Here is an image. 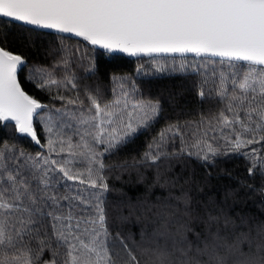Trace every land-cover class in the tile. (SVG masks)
<instances>
[{
	"label": "snow or ice",
	"instance_id": "6c2138e0",
	"mask_svg": "<svg viewBox=\"0 0 264 264\" xmlns=\"http://www.w3.org/2000/svg\"><path fill=\"white\" fill-rule=\"evenodd\" d=\"M0 17V129L11 133L0 139V264H264V0H0ZM37 39L51 65L24 50ZM125 56L147 58L135 73H203V84L219 58L230 70L211 75L227 104L194 143L189 122L169 121L139 158L107 163L164 111L119 70ZM236 155L247 175L210 170ZM214 175L235 185L218 189ZM253 197L259 214L242 207Z\"/></svg>",
	"mask_w": 264,
	"mask_h": 264
},
{
	"label": "trees",
	"instance_id": "16d2710c",
	"mask_svg": "<svg viewBox=\"0 0 264 264\" xmlns=\"http://www.w3.org/2000/svg\"><path fill=\"white\" fill-rule=\"evenodd\" d=\"M7 18L0 17V21H3ZM65 36H71L69 34H63ZM11 40L15 41L14 46L20 48V45L24 43L23 38L20 36L17 31L15 36L10 37ZM68 43H76V40L67 41ZM42 43L46 46V42H42L37 39L35 48L24 49L27 51L29 58L43 65H51L53 59L51 56H45ZM80 48L87 50L84 44H80ZM138 63L148 64L147 58L144 60H137L135 57L125 56L124 60L119 64V70L124 72H131L134 74L137 83L140 85V89L143 95V98H159L162 100L164 105V111L161 115V118L158 122L154 123L151 128L144 131L139 135L134 142L128 143L126 146H123L119 151L114 154L106 157L107 163H119L121 161H131L132 157H137L147 150L148 144L152 141L153 137H156L160 130L165 127L166 123L169 121H180L181 124L184 122H189V126L184 129V135L187 143H194L198 129L203 131L206 126L207 119L215 117L222 109L225 108L227 100H221L215 92V82L211 73L213 71L219 73L221 70L228 72L230 69L225 64L224 68H220L219 58L215 61V67H209L207 69V83L203 84L204 74H196L192 72L182 73V72H165V73H152L148 71L145 73H135V68ZM79 74L85 75L83 68L76 67L75 69ZM203 84L204 91L206 93L205 97H200L198 92L200 86ZM112 88L113 85L108 82L106 83V94L108 98H112ZM27 90L30 94L38 96L43 103L49 104L52 103L47 93L41 92L36 89L33 85H28ZM55 91V90H54ZM232 91L231 82L229 81V92ZM141 98L139 95L137 99ZM55 107H61L60 103L54 102ZM206 118L205 124H200L201 117ZM213 124L215 121L213 120ZM228 129H225V134L228 133ZM71 134V133H69ZM5 129H0V139H7L10 136ZM211 135V133H210ZM219 132L217 131L216 136L219 139ZM19 147H23L30 153H35L41 151V148L35 145L30 138H22L16 141ZM222 144L223 141H220ZM176 144L179 145V138L176 140ZM259 147V145H257ZM191 166L196 170V172L202 175L206 169L202 163L195 158L191 161ZM218 167L215 169H210L213 172H219L220 169L230 170L232 177H239L247 175L245 171V159L243 156L236 155L228 159H217L216 161ZM82 167V165H77ZM124 180H135V175L130 178L127 174L123 176ZM251 183V181H249ZM211 185H215L218 189L222 190L224 185H235V179L229 178L228 176L221 175L219 177L213 176L210 181ZM119 186V185H118ZM129 187H132L129 185ZM63 190V189H62ZM255 197L250 198L245 210L259 214L261 211V205L256 202L253 203ZM136 230V229H134Z\"/></svg>",
	"mask_w": 264,
	"mask_h": 264
},
{
	"label": "water",
	"instance_id": "95a60500",
	"mask_svg": "<svg viewBox=\"0 0 264 264\" xmlns=\"http://www.w3.org/2000/svg\"><path fill=\"white\" fill-rule=\"evenodd\" d=\"M69 35H71V34H69ZM73 35V34H72Z\"/></svg>",
	"mask_w": 264,
	"mask_h": 264
}]
</instances>
